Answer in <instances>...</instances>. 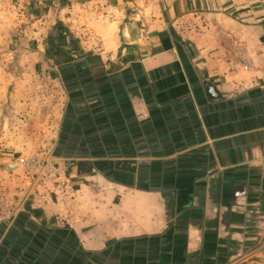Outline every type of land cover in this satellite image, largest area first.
Instances as JSON below:
<instances>
[{"label":"crops","instance_id":"0c3cea01","mask_svg":"<svg viewBox=\"0 0 264 264\" xmlns=\"http://www.w3.org/2000/svg\"><path fill=\"white\" fill-rule=\"evenodd\" d=\"M49 2L81 59L0 264H264V0Z\"/></svg>","mask_w":264,"mask_h":264},{"label":"rangeland","instance_id":"374dc122","mask_svg":"<svg viewBox=\"0 0 264 264\" xmlns=\"http://www.w3.org/2000/svg\"><path fill=\"white\" fill-rule=\"evenodd\" d=\"M242 1L252 7L257 0ZM59 8L49 0H0V216L19 210V194L40 191L50 176H59L48 166L58 170L59 158L48 149L58 147L60 139L46 137L42 121L49 91L57 93L51 103L57 108L56 85H68L74 77L65 64L81 59L60 55L61 46L49 47L55 54L45 50L50 39L60 44L69 39L73 50L79 47L72 28L60 22Z\"/></svg>","mask_w":264,"mask_h":264},{"label":"built area","instance_id":"2783aa9c","mask_svg":"<svg viewBox=\"0 0 264 264\" xmlns=\"http://www.w3.org/2000/svg\"><path fill=\"white\" fill-rule=\"evenodd\" d=\"M48 166H49V169H50L52 172L57 170L56 167H55L53 164H51V163H49Z\"/></svg>","mask_w":264,"mask_h":264},{"label":"water","instance_id":"95a60500","mask_svg":"<svg viewBox=\"0 0 264 264\" xmlns=\"http://www.w3.org/2000/svg\"><path fill=\"white\" fill-rule=\"evenodd\" d=\"M7 168H9V167L7 166Z\"/></svg>","mask_w":264,"mask_h":264}]
</instances>
